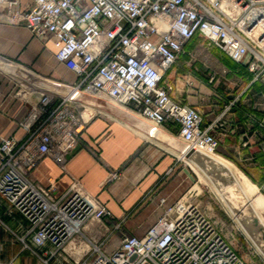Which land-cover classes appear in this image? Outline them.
<instances>
[{"label": "built area", "instance_id": "1", "mask_svg": "<svg viewBox=\"0 0 264 264\" xmlns=\"http://www.w3.org/2000/svg\"><path fill=\"white\" fill-rule=\"evenodd\" d=\"M27 1L17 20L34 37L54 42L56 62L75 81L64 85L57 101L41 95L19 124L20 138H0V206L6 217L23 223L14 233L21 250L39 264L60 261L69 246L88 255L80 264H244L197 207L183 201L166 207L141 237L124 236L106 253L84 235L88 224L110 218L105 206L77 184L57 194L51 179L42 187L31 173L46 158L64 171L84 130L78 106L88 97L132 107L150 124V134L175 124L184 152L214 154L219 121L202 127L198 110L173 101L162 79L198 36L243 64L251 82L262 79L264 0ZM21 2L0 0V8L10 13ZM0 226L10 231L1 216Z\"/></svg>", "mask_w": 264, "mask_h": 264}, {"label": "crops", "instance_id": "2", "mask_svg": "<svg viewBox=\"0 0 264 264\" xmlns=\"http://www.w3.org/2000/svg\"><path fill=\"white\" fill-rule=\"evenodd\" d=\"M28 6V1L22 0L16 11L8 13L0 8V138L23 135L19 124L25 121L30 105L36 101L35 91L30 89L33 86L30 66L36 57L40 75L54 82L51 89L43 80L39 85L40 93L50 94L57 101L58 95L64 92V85L75 81L74 75L56 62L52 40L34 37L17 20V14L25 12ZM205 43L199 36L188 42L164 75L162 85L170 87L168 94L173 101L198 110L202 127L219 121L220 128L214 135L221 159L234 162L243 175H261L264 166L247 152L250 147L241 153L237 151L239 144L252 145L255 141L250 122L258 113L260 99H264V77L260 85L251 82V75L243 64L231 61L212 46L222 55L214 58V64L223 71L221 74L216 68L210 69L208 62L193 56ZM232 81L237 83L235 89ZM229 85L232 88L228 89ZM78 112L84 130L76 148L67 157L64 171L46 158L31 176L44 186L46 179L51 178L57 194L77 184L75 187L80 192L105 206L110 218L101 224H88L84 231L86 237L102 235L107 229L104 223L124 218L138 202H142L146 215L142 221L152 222L163 207L174 203L188 189L191 180L179 167L184 144L177 125L166 123L150 134V124L132 107H121L94 97L80 101ZM230 169L242 178L241 173ZM111 174L115 176L110 177ZM0 216L14 230L18 224H23L18 217L15 220L6 217L2 206ZM31 260L27 264H32Z\"/></svg>", "mask_w": 264, "mask_h": 264}, {"label": "rangeland", "instance_id": "3", "mask_svg": "<svg viewBox=\"0 0 264 264\" xmlns=\"http://www.w3.org/2000/svg\"><path fill=\"white\" fill-rule=\"evenodd\" d=\"M44 39L50 40L48 37H45ZM52 44L54 45L53 41ZM205 45L206 46L195 50V53H193L194 58L196 60L208 62L207 66L210 69L216 68L215 71H219V73H221L223 68H217V65L214 64V58L216 56L220 57L222 55L219 52H215L209 43H205ZM37 60L38 59L36 57L34 64L30 66V84H33V86H30V89H34V98L36 99V101L30 105V109L39 102L41 95H43L40 93L39 89V85L43 82V80L45 84L51 87V89L54 86L52 79L40 75L38 69L36 68ZM227 67L230 66L227 65ZM32 79H34V82H32ZM232 82L234 83L232 87L235 89L237 83L234 81ZM257 82L259 85L262 83L261 79L254 83ZM228 87V89L232 88L230 85ZM235 103H237V101ZM258 108V113L256 116L254 115L252 121L250 122L251 132L253 136H255V141L252 145L246 143L239 144V149L237 152L241 153V151L247 150V148L250 147L247 152H249L250 155L255 158V161L259 162L260 166H264V99H260ZM222 129L225 130L226 127L224 126ZM204 154L209 155L208 157L213 161L222 164L227 170L232 171V169H230L232 167L237 174H242V178L239 179L237 185L240 187L247 200L251 203L262 225L264 226V173L249 177L245 174L243 175L242 171L240 170L241 168L235 165L234 162L221 159L218 156L217 151H215V153L212 155L207 153ZM255 161H251V163L254 164ZM37 167L35 169H37ZM179 167L183 170L187 169L191 174L193 181H191L188 189H185L178 199H176V201H174V203L171 205L178 201H183L196 206L200 213L211 222L213 227L227 239L244 264H264V257L243 232L208 178L194 164L190 163L182 156L179 161ZM31 178L34 179L33 176H31ZM50 179L51 178L46 179L45 186L41 183H38L35 179L34 180L38 185L46 187L48 186ZM51 181L55 184L52 179ZM253 199L256 202H252ZM165 209L166 208L163 207L162 212H164ZM162 212L156 216L152 222H144L142 220L146 215L144 209L142 208V202H138L130 209V211H128V213L125 214L124 218H120L119 220L112 223H104L103 226H106L107 228L104 233L102 235H98L97 237L90 236V241L94 246L100 247L106 253H111L122 239L121 236H142L146 229L156 221ZM2 220L6 228L10 231H7L2 226H0V264H27L30 261V258L32 259V264H39V261L36 258H33L27 251L21 250V245L15 237V230L10 227L8 222H6L4 219ZM111 232L112 235H115V237H108ZM16 235H18V233ZM261 237L264 241V236L262 235ZM84 245L85 244L83 243L81 247L85 250L86 248H84ZM87 246L90 252L92 248L90 245ZM69 247L64 249V254H62V259L60 261L54 260L52 262H55L54 264H80L88 258V255L85 251L81 253L74 249L72 250ZM18 249L19 252L17 253ZM52 262H50V264H52Z\"/></svg>", "mask_w": 264, "mask_h": 264}, {"label": "water", "instance_id": "4", "mask_svg": "<svg viewBox=\"0 0 264 264\" xmlns=\"http://www.w3.org/2000/svg\"><path fill=\"white\" fill-rule=\"evenodd\" d=\"M184 158L208 178L243 232L264 257V241L261 237L264 236V226L252 209L251 203L237 189L232 174L222 164L198 150L191 148L185 151ZM183 171L193 181L189 171L187 169Z\"/></svg>", "mask_w": 264, "mask_h": 264}, {"label": "bare ground", "instance_id": "5", "mask_svg": "<svg viewBox=\"0 0 264 264\" xmlns=\"http://www.w3.org/2000/svg\"><path fill=\"white\" fill-rule=\"evenodd\" d=\"M186 148L184 147V149H183V152H182V154H181V156L184 158V150H185ZM205 153V152H204ZM207 154H209V153H207ZM209 156V155H208ZM218 163V162H217ZM231 174H232V176L234 177V179H235V183H236V185H237V183H238V181H239V179H240V177L239 176H237V175H235L233 172H231L230 170H228ZM237 189L239 190V192L240 193H242L243 194V196H244V198H246V196L244 195V193L241 191V189H240V187L237 185ZM217 191V190H216ZM218 192V191H217ZM222 198V197H221ZM247 199V198H246ZM222 200H223V198H222ZM224 201V200H223ZM253 201H255L254 199L252 200V202ZM256 202V201H255ZM252 206V205H251ZM252 209L254 210V208L252 207ZM254 212H255V210H254ZM256 213V212H255ZM256 215H257V213H256ZM258 216V215H257ZM259 218V217H258ZM260 220V219H259Z\"/></svg>", "mask_w": 264, "mask_h": 264}]
</instances>
